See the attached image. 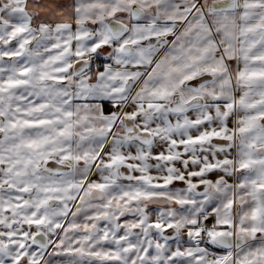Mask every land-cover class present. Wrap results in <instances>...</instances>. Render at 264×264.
I'll use <instances>...</instances> for the list:
<instances>
[{
  "label": "snow or ice",
  "instance_id": "6c2138e0",
  "mask_svg": "<svg viewBox=\"0 0 264 264\" xmlns=\"http://www.w3.org/2000/svg\"><path fill=\"white\" fill-rule=\"evenodd\" d=\"M0 264H264V0H0Z\"/></svg>",
  "mask_w": 264,
  "mask_h": 264
}]
</instances>
